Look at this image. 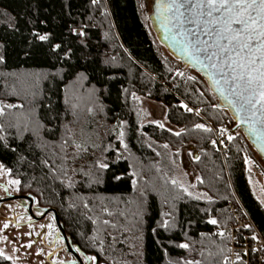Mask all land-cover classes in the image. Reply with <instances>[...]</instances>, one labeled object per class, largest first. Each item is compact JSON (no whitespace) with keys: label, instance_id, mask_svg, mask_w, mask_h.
<instances>
[{"label":"trees","instance_id":"1","mask_svg":"<svg viewBox=\"0 0 264 264\" xmlns=\"http://www.w3.org/2000/svg\"><path fill=\"white\" fill-rule=\"evenodd\" d=\"M135 96L161 104L180 135L140 125ZM0 102L24 105L0 117V164L20 182L17 194L51 209L68 246L96 264H231L225 229L234 196L264 241V209L245 163L251 143L234 135L222 159L210 144L212 131L195 128L224 129L233 118L198 73L163 54L138 0H0ZM145 137L192 145L197 184L209 199L173 186ZM163 219L168 228L160 226ZM254 229L237 230L232 242L243 247L247 238L248 264H258L250 247ZM0 264L12 262L0 254Z\"/></svg>","mask_w":264,"mask_h":264},{"label":"snow or ice","instance_id":"2","mask_svg":"<svg viewBox=\"0 0 264 264\" xmlns=\"http://www.w3.org/2000/svg\"><path fill=\"white\" fill-rule=\"evenodd\" d=\"M155 7L166 38L174 42L192 68L204 74L214 93L232 109L234 118L238 121L237 127L245 126L247 134L256 138L257 147L264 154V0H155ZM39 39L46 40L47 36L41 35ZM177 75L185 76V73L179 72ZM185 78L188 81L196 80L192 75ZM180 106L186 111H192L187 105ZM23 108V104L0 102V117L6 115V110ZM27 127L25 124V128ZM159 127L163 128V125ZM195 128L211 131L201 124H196ZM2 131L3 125L0 124V132ZM220 132L223 134L225 129H220ZM119 136L123 144L124 133L121 131ZM227 138L229 141L234 139L233 136ZM4 139L5 137L0 135V141ZM215 143L213 141V144ZM64 144H67V140ZM73 146L81 148L80 144L74 143ZM195 159L198 160L199 157ZM44 163L48 165V161ZM245 163L250 161L246 159ZM98 167L104 168L106 165L99 164ZM61 170L67 175L66 167L61 165ZM5 171L4 166L0 164V172ZM53 173L55 174V169ZM19 183L18 180L9 181V184L13 185ZM132 183L135 186L137 182L133 180ZM171 184L177 186V181L173 179ZM182 190L191 195L187 188ZM104 211L107 215H112L107 209ZM167 215L168 213L162 214ZM103 223L108 225L109 221L104 220ZM208 223L215 225L217 221L210 219ZM111 226L116 227L115 224ZM160 226L168 228L169 221L163 219ZM4 227L7 228L8 224ZM48 227L51 228L52 225ZM219 235L224 236V233ZM252 239L257 238L253 236ZM26 247H31V244ZM178 247L187 249L189 245L182 243ZM87 259L95 262V257L90 256ZM185 264L199 262L186 261Z\"/></svg>","mask_w":264,"mask_h":264},{"label":"rangeland","instance_id":"3","mask_svg":"<svg viewBox=\"0 0 264 264\" xmlns=\"http://www.w3.org/2000/svg\"><path fill=\"white\" fill-rule=\"evenodd\" d=\"M138 1L145 24L163 54L174 61L179 68L196 74L191 67L185 65L180 59L173 57L158 40L153 28L152 19L155 0ZM134 100L136 101L137 111L140 116V125L146 123L162 124L164 128L174 133L179 132L167 122L166 111L161 104L147 100L141 96H135ZM235 125L234 119L233 121L231 120L228 126L224 128V133L228 136H234L236 134L243 136L241 128L233 131ZM144 142L156 153L158 157L157 165L170 182L175 179L181 190L182 188L188 189V192L191 193L189 196H200L201 198L199 200L209 199L208 194L201 190L197 184L199 173L193 165V159L196 157V153L192 145L174 147L167 143H157L146 137ZM164 145H167V147H164ZM249 148L252 153V159L247 164L248 181L254 198L264 209V158L251 145H249ZM10 180L14 179L9 178L6 172H0V200L18 195L16 185L9 184ZM190 185H195V187H190ZM182 192L184 191L182 190ZM45 211L46 209L35 206L32 202L30 212L34 218H37V220H33L30 213H28V202L26 200H12L0 203V254L3 257H7L12 264H76L74 262L75 255L72 251L75 248L69 247L71 251H68L65 247L55 227L52 213L49 212L40 219L43 214L38 215V213H44ZM228 213L230 214L231 221L225 231L231 235V264H243L242 259H245V264H248L246 259L250 251L247 249V244H244L242 247L241 245L232 244V242L235 237V232L249 225L246 223L244 216L235 218L229 211ZM6 223L8 224L7 228L4 227ZM41 225H44V227H41ZM48 225H52V227L49 228ZM254 234L257 238L255 231ZM58 236L59 239H57ZM28 244H31V247H26ZM250 247L252 252L254 251L257 254V260L260 259L261 261L264 257V251L258 250L263 247L260 239L252 240ZM75 253L81 261V264H96L88 260V256L81 254L77 250Z\"/></svg>","mask_w":264,"mask_h":264},{"label":"water","instance_id":"4","mask_svg":"<svg viewBox=\"0 0 264 264\" xmlns=\"http://www.w3.org/2000/svg\"><path fill=\"white\" fill-rule=\"evenodd\" d=\"M152 19H153V28H154V31L155 33L157 34V38L158 40L160 41V43L162 45L165 46V48L169 51V53L177 58V59H180L185 65L191 67L188 62L186 61V58L183 57L180 53V50L179 48L174 44V42L171 40V39H168L166 38V34H165V30L164 28L161 26V20L160 18L157 17L156 15V7H155V3H154V8H153V15H152ZM192 68V67H191ZM196 73H198L207 83V85L210 87L211 89V86L210 84L208 83L207 81V78L204 76V74L202 72H199L197 71L196 69L192 68ZM212 90V89H211ZM212 92L214 93V91L212 90ZM214 95L217 97L218 101L220 102V104L230 113L231 117L234 119L235 121V124L237 126L238 124V121L234 118V114H233V111L232 109L227 105L225 104L222 100H220L218 98V96L214 93ZM238 128H241V130L243 131V134L245 135V137L248 139V141L251 143L252 147L264 158V154H262L260 152V150L258 149L257 147V141H256V138L254 136H250L249 134H247V132L245 131V126H240ZM12 200H26L28 202V213H30L31 215V199L27 196H23V195H17V196H13L11 198H7V199H4V200H0V203L1 202H5V201H12ZM52 213L53 214V218H54V223H55V227L57 228L59 234H60V237L65 245V247L67 248L68 251H71L69 246H68V243L66 241V238L58 224V221H57V218L54 214V212L51 210V209H48L46 210L43 215L40 217L43 218L47 213ZM31 218L33 220H37V218H34L32 215H31ZM39 219V218H38ZM74 253V252H73ZM75 255V260L78 264H81V261L79 260V258L76 256V254L74 253Z\"/></svg>","mask_w":264,"mask_h":264},{"label":"built area","instance_id":"5","mask_svg":"<svg viewBox=\"0 0 264 264\" xmlns=\"http://www.w3.org/2000/svg\"><path fill=\"white\" fill-rule=\"evenodd\" d=\"M184 104V103H182ZM186 105V104H184ZM188 108H191L187 105ZM192 109V108H191ZM192 112H195L196 114H199L198 111L192 109ZM211 131H212V138H211V141H210V144L211 146L220 154V156L222 157V159H224L225 155L227 154L228 152V135L226 133H223L221 134L220 130H216L214 129L210 124H208ZM238 127L235 125L234 127V130L235 131ZM213 141H215L216 143L213 144ZM228 211L233 214V216L235 218H238V216H244L246 218V223H248V225L254 229L253 225H252V222L250 221V219L248 218V216L246 215L242 205L240 204V202L235 198V203H231L229 204L228 206ZM240 230V229H238ZM255 233L257 234L256 230L254 229ZM257 238L260 239V242H261V245L263 246L261 249H258L259 251H262L264 249V241L259 237L257 236ZM247 243V238L244 237V244ZM258 253V251H257ZM261 261L260 259H258V264H260Z\"/></svg>","mask_w":264,"mask_h":264},{"label":"flooded vegetation","instance_id":"6","mask_svg":"<svg viewBox=\"0 0 264 264\" xmlns=\"http://www.w3.org/2000/svg\"><path fill=\"white\" fill-rule=\"evenodd\" d=\"M57 239H59V236L57 237ZM62 240V239H61ZM74 253H75V249L74 250H72ZM76 254V253H75ZM76 256H77V254H76ZM78 257V256H77ZM75 259V258H74ZM76 264H78L77 262H76V260L74 261Z\"/></svg>","mask_w":264,"mask_h":264}]
</instances>
